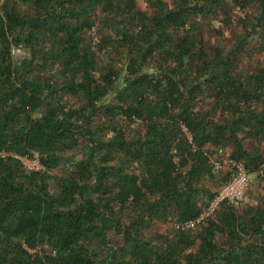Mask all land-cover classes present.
Here are the masks:
<instances>
[{
  "label": "trees",
  "instance_id": "obj_1",
  "mask_svg": "<svg viewBox=\"0 0 264 264\" xmlns=\"http://www.w3.org/2000/svg\"><path fill=\"white\" fill-rule=\"evenodd\" d=\"M233 163L264 187V0L0 2V264H264L252 189L175 229Z\"/></svg>",
  "mask_w": 264,
  "mask_h": 264
},
{
  "label": "built area",
  "instance_id": "obj_2",
  "mask_svg": "<svg viewBox=\"0 0 264 264\" xmlns=\"http://www.w3.org/2000/svg\"><path fill=\"white\" fill-rule=\"evenodd\" d=\"M8 1V0H0ZM23 50L20 47L12 48L11 54L15 57L23 55ZM221 152V151H220ZM20 162L25 167L26 171L37 170L39 165L36 160H30L27 157H19ZM234 164V163H233ZM235 172L232 174L231 179L220 188L213 198L207 202L205 207L202 209L199 217L195 220H188L181 223L175 224L177 231H186L193 229L195 226L204 221L205 218L210 217L218 209L221 203H227L232 206H238L243 198L246 196L247 189L250 184V175L246 172L242 164H234ZM259 174L264 175V163L259 167Z\"/></svg>",
  "mask_w": 264,
  "mask_h": 264
},
{
  "label": "rangeland",
  "instance_id": "obj_3",
  "mask_svg": "<svg viewBox=\"0 0 264 264\" xmlns=\"http://www.w3.org/2000/svg\"><path fill=\"white\" fill-rule=\"evenodd\" d=\"M93 34V33H92ZM94 41L96 42V38H94ZM250 179V184H249V187L247 189V192H246V195H248V192L252 189L254 193H256L257 195L259 196H263L264 195V187L262 188V185L255 182V179L253 176H250L249 177ZM246 201V197L243 201V203ZM205 207V206H204ZM172 224H168V225H165V229H167L170 233H172L173 229H172ZM163 228H158V227H154L150 230H147L145 231V236L148 238L152 235H155V234H158L162 231ZM116 243V240L113 239V242L111 244H115Z\"/></svg>",
  "mask_w": 264,
  "mask_h": 264
}]
</instances>
